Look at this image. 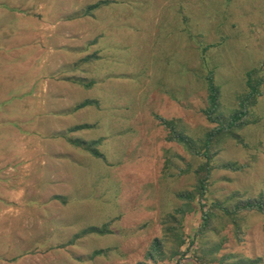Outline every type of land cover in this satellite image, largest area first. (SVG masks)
Returning a JSON list of instances; mask_svg holds the SVG:
<instances>
[{"label": "rangeland", "instance_id": "rangeland-1", "mask_svg": "<svg viewBox=\"0 0 264 264\" xmlns=\"http://www.w3.org/2000/svg\"><path fill=\"white\" fill-rule=\"evenodd\" d=\"M110 4L0 0V44L11 47L9 55L0 48V264H177L180 255L170 257L174 248L164 220L185 203L178 192L190 190L198 198L205 158L169 140L170 126L158 115L176 120L175 129L195 143L219 126L216 116L228 125L203 196L205 209L220 205L212 208L198 244L215 249L216 262L260 257L264 264V211L241 206L232 219L222 208L234 209L238 199H264V0ZM95 9V18L79 20ZM64 17L75 21L67 24ZM55 19L61 20L55 27H82L91 36L102 30L96 45L102 79L90 81L87 63L80 91L54 85L64 99L52 97L51 89L36 97L28 68L31 31L40 20ZM210 76L219 103L211 120L204 112L211 105ZM250 78L261 81L254 95ZM87 99L93 104L81 106ZM71 138L85 145L99 140L94 146L102 156L77 149L67 142ZM234 194L239 196L231 199ZM202 220L198 206L187 209L185 234ZM95 226L108 232L77 236ZM157 237L166 239L165 256L154 259L148 252L155 253ZM188 246L189 240L182 249ZM194 253L192 245L181 264H202Z\"/></svg>", "mask_w": 264, "mask_h": 264}, {"label": "trees", "instance_id": "trees-1", "mask_svg": "<svg viewBox=\"0 0 264 264\" xmlns=\"http://www.w3.org/2000/svg\"><path fill=\"white\" fill-rule=\"evenodd\" d=\"M254 72V71H253ZM213 77L210 76L208 78L209 82H208V89H209V98L211 101V105L208 109L204 110V112H206V116L211 120L213 117L212 113L215 112L218 108V101H216L217 96H218V86H216L213 82ZM253 78H250L248 84L251 87V95H254V93H256L258 91V86L261 83V81H255ZM249 93V94H250ZM91 101H85L81 106H85L87 104H89ZM80 106V107H81ZM243 110L239 111L236 113V116L233 117L231 119V121L229 122V126H233V124H235V121L239 120V118L243 115ZM159 118L162 120V122L165 125L170 126V132H171V137H169V140H177L181 143H183L186 147L189 148V150L200 154L203 158H205V161L203 162V165H200L199 167V183L196 187V189L198 190V198L196 195V192H192V191H180L178 192V196L181 199H185V203H183L182 205H180V207L178 206L174 211H172L171 213L168 214V217L165 218L164 220V233L166 235V238L172 242L173 244V252L171 254L170 257H174L175 255H180L179 256V261L177 264H181L182 260L185 256V253L187 252L188 249H190V247L192 245H195V253L194 256L199 257L197 260H202L201 263L202 264H261V258H253V259H246V260H235L231 263H225L224 261L220 260L219 262H216L217 258H216V250L212 249V250H206L204 248H200V245L198 244L199 242V238L201 236H203L204 234V228L206 229L207 223L210 219V215L216 206L220 205V202H215L214 205H210L211 208H209V210L205 209L206 203L203 201V196H205L206 191H207V184H208V178L212 173V170L214 168L213 163H212V159L215 156V154L218 152V148L220 147L221 144V140L223 138V136H226V134H229L228 132V125H226V123L222 120L219 119V116H216L217 118V122L219 124V126H217L215 129H213L212 131L208 132L207 135H205V138L201 141V143H195L193 142L192 138L189 137L188 135H186L183 131H178L175 129V127L173 125H176L175 123L177 122L176 120H168L163 118L161 115H158ZM90 126L89 124H83L82 127H88ZM99 140H95L93 142L90 143V145H85L84 143L80 142V141H73V143L76 146H80L84 149L90 150L94 155L97 156H102V154L97 150V147H95L94 145H96L97 143H99ZM223 166H228V165H223ZM239 195L238 194H234L231 199H235L237 198ZM195 199L193 201L196 202L195 205L192 204L191 200ZM259 199V198H258ZM255 200V199H249L247 201H243L241 199H238V203L235 204L234 209H231L228 205L227 206H223L222 208L227 209L225 210L227 213V216L229 215L230 217H232V219L234 218V213H238L239 210H241V206H244L245 208H249V209H259L261 211H264V199H259V200ZM200 208L202 210V224L196 229V231L193 234H185L184 231V222L183 219L186 217V210H196V208ZM232 211V214H228V212ZM180 212L181 216L177 217L176 213ZM235 220V219H234ZM205 223V224H204ZM106 227V226H105ZM108 232L107 229H104L103 227H91L89 229H86L85 231H82L80 234H78L77 236H82L83 234L89 233V232H96V233H105ZM206 231V230H205ZM162 240H166L165 238L161 239L160 237L155 238V240L153 241V249L155 251V253L152 252H148V256L151 258L156 259L158 255H160V257H164V253L162 251ZM187 240H189V244L190 246L186 247L185 249H182V247L186 244ZM198 245V247H197ZM202 250V256H200L198 254V250ZM199 250V251H200ZM101 251H96L95 254L100 253ZM206 252V253H205ZM200 253V252H199ZM201 257L203 259H201Z\"/></svg>", "mask_w": 264, "mask_h": 264}, {"label": "crops", "instance_id": "crops-1", "mask_svg": "<svg viewBox=\"0 0 264 264\" xmlns=\"http://www.w3.org/2000/svg\"><path fill=\"white\" fill-rule=\"evenodd\" d=\"M109 1H111L110 6L112 7L113 0H109ZM93 11L94 12L93 13L91 12V14L84 13L79 18V20L81 22H84L83 19H85L86 17L95 18L96 9ZM60 21H61L60 19L58 20L55 19L54 21L48 23L40 20L38 23L41 24L40 27H36L31 31L30 48L28 51V54L30 56V59L28 61L29 62L28 68H30L32 71L34 70L35 76H34V80H31V83L33 86H35L34 84L37 85L36 90L32 92L36 97L46 95L48 92H50L51 89L52 95L54 94L52 97L63 98V96H65L66 94L56 93L54 85H58L62 89H66L68 87L70 89H75L80 91L81 88L78 87L80 86V84L85 83L84 80H86L84 74H86L85 65H87V63H90V68L92 69L91 70L90 68H87L90 78L92 79V80L90 79V81L95 85L98 82L93 78L96 77L98 81L99 79H102L101 74L99 72L100 71L99 67L96 69V65H98L102 61V55L100 54L101 50L98 48L96 49V45L99 39H101L102 37V33H100L102 30L99 31V33L97 31V33L91 36V34L90 33L87 34L86 30L82 29V27H55ZM62 21L69 24L71 22H74L75 20L74 19L68 20L67 17H64ZM43 23L44 24L47 23L46 25L48 26L46 27L45 31L41 29ZM41 32H49V33L47 34L45 33L43 35L41 34ZM58 36L59 38H61L60 41L57 42L55 45L50 46L55 41V39L58 38ZM1 47H4L6 49L5 54L7 55L11 54L10 46L8 45L5 46L4 43H2L0 44V48ZM90 48H93L92 52H89ZM71 57H76V60L73 63L67 62L65 64L66 59ZM72 64H74L73 67L71 66ZM79 74H81L82 78L79 77ZM108 75L109 74H106V76ZM90 101L91 102L89 104H93V101L92 100ZM52 104L54 105V107L56 105L58 106V103L53 102ZM65 109L66 108L62 107V111H64ZM53 111H54L53 114L58 113L60 112V108L59 107L57 109L54 108ZM73 126H68L67 128ZM73 141L76 140H72L71 138L67 142L77 147V149L81 150L82 148L80 146H76L73 143ZM60 155L61 154L59 153L56 155V157ZM80 160H81L80 157L75 158L73 160L74 168L80 167ZM69 166H71L70 163L68 164V167L66 166L67 175H69L68 174V168H70Z\"/></svg>", "mask_w": 264, "mask_h": 264}]
</instances>
